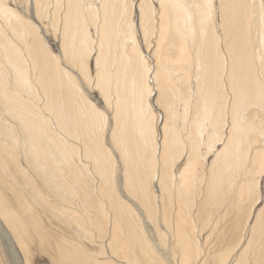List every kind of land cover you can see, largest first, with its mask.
Segmentation results:
<instances>
[{"label":"bare ground","instance_id":"6f19581e","mask_svg":"<svg viewBox=\"0 0 264 264\" xmlns=\"http://www.w3.org/2000/svg\"><path fill=\"white\" fill-rule=\"evenodd\" d=\"M263 180L264 0H0L10 263L264 264Z\"/></svg>","mask_w":264,"mask_h":264},{"label":"rangeland","instance_id":"374dc122","mask_svg":"<svg viewBox=\"0 0 264 264\" xmlns=\"http://www.w3.org/2000/svg\"><path fill=\"white\" fill-rule=\"evenodd\" d=\"M138 14V13H137ZM94 65H95V63H94V61H93V63H92V66H91V68H93V70L91 69L90 71L92 72H95L94 70H95V67H94ZM77 75H78V73H77V71L75 72ZM92 75H94V74H92ZM94 78H95V76H94ZM89 87V88H88ZM93 87V88H92ZM97 87V85H96V83H95V80L92 82V84L91 85H88L87 86V91H89V93H88V95L90 96V93L92 94H94V95H96L97 97L99 96L100 97V90H99V88L97 89L96 88ZM184 87V86H183ZM185 87H187V85H185ZM185 87L183 88V89H185ZM193 88V87H192ZM187 89V88H186ZM98 90V91H97ZM187 91V90H186ZM185 90H183V92H186ZM188 92H189V89H188V91L186 92L187 94H188ZM155 93H157L156 91H154V93H153V96H152V98L150 99L151 101H149V105H150V107H151V109L153 110V112H154V116H156L157 118H159L160 119V121L158 122V129H159V126H160V131H159V136H158V141H157V143H158V145L161 143V140H162V132H161V128L163 127V124H164V118H163V111H162V108H160V105H158V103H156V101H157V97H158V95H156ZM190 93V92H189ZM100 94V95H99ZM92 100H94V96L92 95ZM99 99V98H98ZM96 102H97V100H95ZM98 102H99V100H98ZM97 102V103H98ZM180 102V101H179ZM179 108V109H178ZM177 113H178V115H179V118H178V122H177V126L178 127H180L179 129H184V130H182V131H184L183 133L184 134H187L188 132H186L185 130H187V129H189V123H190V118L191 117H189V120L188 119H185L184 117H183V115H184V109H185V107H183V103L182 102H180V104L177 106ZM189 109H191V107H189L187 110H188V115L189 116H191L192 115V113H193V111H192V109H191V111H192V113L190 112V110ZM190 113V114H189ZM162 119V120H161ZM162 121V122H161ZM184 122H186V125H184ZM210 124H209V122H205V120H204V122L202 123V126L200 127V128H203V131H204V136H203V138H202V142L204 141V138H208V137H210V136H213V135H215L214 134V132L215 131H213L212 130V128H211V125H210V127H208ZM188 127V128H187ZM187 128V129H186ZM207 128V129H206ZM211 129V130H210ZM225 130H227V128H225ZM206 131V132H205ZM213 131V133L211 134V132ZM186 132V133H185ZM105 135H106V139H108L109 137H110V134L108 135V133H105ZM161 136V137H160ZM224 139H225V136L223 137ZM224 139H222V142H216V143H218V144H216L215 143V146H216V148L214 149L215 151H216V155H213L212 153H213V151H212V146H211V144H213V143H211L212 142V138H209V140L207 141V139L204 141V142H206L207 143V145L206 144H203V146H205L206 145V147H205V149H203L205 152H206V154H207V156L205 155V152L202 150V156H203V158H205V160L206 161H208L207 163L208 164H212V163H214V162H216L215 160H216V156H219V154H220V150L222 149V143H223V140ZM109 140V139H108ZM109 142V141H108ZM203 142V143H204ZM208 143L210 144L209 145V147H211V148H209V147H207L208 146ZM221 146V147H220ZM111 147V146H110ZM158 148H159V146H158ZM209 150H208V149ZM211 149V150H210ZM217 149V150H216ZM208 151V152H207ZM212 151V152H211ZM219 151V152H218ZM212 154V155H211ZM210 155V156H209ZM204 156H206V157H204ZM214 158H213V157ZM185 159H186V157H185ZM208 159V160H207ZM184 159H181V164L180 165H182L183 164V161ZM120 166H121V164L120 163H118ZM184 164H185V162H184ZM121 173H122V171H121V168L119 167V171H118V173H117V177H120L121 176ZM264 181V180H263ZM262 181V183H261V190L263 191L262 192V194H263V196H264V182ZM259 204V206L257 207V209H260V208H262L263 207V205H262V203L260 202V203H258ZM261 205V206H260ZM252 223H253V220L251 221ZM251 223V224H252ZM0 247H1V251H2V255H3V258H4V260H5V263L6 264H12V263H10V259L9 258H7V255L5 254V252H4V247H3V244L1 243V238H0Z\"/></svg>","mask_w":264,"mask_h":264}]
</instances>
